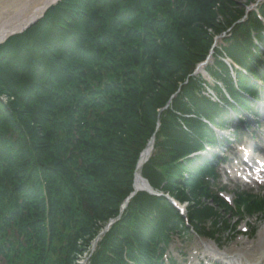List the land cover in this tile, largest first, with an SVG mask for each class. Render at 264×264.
<instances>
[{
	"label": "trees",
	"instance_id": "trees-1",
	"mask_svg": "<svg viewBox=\"0 0 264 264\" xmlns=\"http://www.w3.org/2000/svg\"><path fill=\"white\" fill-rule=\"evenodd\" d=\"M241 1L60 0L0 45V264H72L109 223L90 264H175L173 236L264 216L247 194L233 215L197 155L264 91V25ZM211 50L216 98L193 75ZM152 136L140 175L162 195L137 192L121 212Z\"/></svg>",
	"mask_w": 264,
	"mask_h": 264
},
{
	"label": "rangeland",
	"instance_id": "rangeland-1",
	"mask_svg": "<svg viewBox=\"0 0 264 264\" xmlns=\"http://www.w3.org/2000/svg\"><path fill=\"white\" fill-rule=\"evenodd\" d=\"M35 0H23L20 1V5H10L9 0H0V17H6L7 18H13L15 15L17 19L22 18L24 15L27 14L28 11L32 10L33 7L30 6L32 2ZM261 0L260 2H262ZM41 3L42 1L39 0L38 3ZM39 3V4H40ZM241 4L245 3V0H242L240 2ZM259 3V2H258ZM252 8H255V5L252 6ZM252 8L249 10H252ZM5 22H8L5 21ZM220 40H217V45H220ZM211 63V61H210ZM259 85V83H257ZM244 121H248L249 118L247 116L243 117ZM255 120V119H254ZM249 122V121H248ZM264 121H260V124L258 123V127L256 128L254 125H251L248 130H243L241 128L242 132V139L240 140L242 144H245L246 147H248L251 154L256 157L257 155H260L259 150L260 148H264ZM239 132V131H238ZM249 134L253 135V138L251 139L249 137ZM238 140V139H237ZM236 140V141H237ZM233 149H229L226 151V154L224 156H231L233 161L228 162V159H226L225 163L222 164L221 167L217 166L215 168V176L216 179L213 183L210 185L212 186L213 191H216L217 188L225 191L222 196L230 197L231 195L234 197V194L248 191L251 193H258L262 192L264 190V186L258 187V186H247L244 184H241L239 180L234 179L230 172L235 174L234 171H232L234 168H232L235 163L236 165H239L241 163V166L244 167L242 161L238 158L239 157V151L236 149V147H232ZM235 167V166H234ZM236 176V174H235ZM243 221L237 222L233 216H228L227 220L230 223V225L237 226L236 228V234L230 233L228 237H226V233L222 232L220 235L221 238L218 240V249L225 250V249H231L234 247H241L242 243H246L247 241H256L257 235H252L251 230L254 229L257 232L260 231L262 226L264 225V220L261 221L260 217H241ZM264 219V218H262ZM243 227H246L249 231L246 234V236L238 235L239 232L243 229ZM206 243L209 244L210 242L206 239L197 238L193 235H190L188 237H180V235L173 236L172 243L170 244L168 250V253L170 254V257L173 258L174 262L177 264H210L206 260H202V252L203 248H201V244ZM218 264V263H217Z\"/></svg>",
	"mask_w": 264,
	"mask_h": 264
},
{
	"label": "bare ground",
	"instance_id": "bare-ground-1",
	"mask_svg": "<svg viewBox=\"0 0 264 264\" xmlns=\"http://www.w3.org/2000/svg\"><path fill=\"white\" fill-rule=\"evenodd\" d=\"M22 0H9L10 5H20ZM39 0L32 2L30 6L33 7L32 10L28 11L26 15L22 18L17 19L14 15L13 18L0 17V39L3 38L7 33L17 30L23 25L32 15L38 13L43 9L48 2L55 0ZM24 3V0H23ZM17 8H21L17 7ZM8 22H5L7 21ZM150 147L141 155L138 168L135 174L134 188L139 190L145 188V183L141 181V175L139 173L140 167L145 162L150 154ZM242 156L247 159V168L239 174V178L244 182H262L264 181V157H257L251 160L250 156L243 152ZM257 163V164H256ZM262 164V168H260ZM201 248H203L202 259L208 261L210 264H264V225L260 229L257 235L256 241H250L248 243H243L241 247H234L231 249L220 250L212 244L202 243Z\"/></svg>",
	"mask_w": 264,
	"mask_h": 264
},
{
	"label": "water",
	"instance_id": "water-1",
	"mask_svg": "<svg viewBox=\"0 0 264 264\" xmlns=\"http://www.w3.org/2000/svg\"><path fill=\"white\" fill-rule=\"evenodd\" d=\"M57 1H59V0L48 2V4L43 9H41V11H39L38 13L32 15V17H30L25 23H23V25L21 27H19L17 30H15L13 32L7 33L3 38H1L0 39V44L4 43L9 37H11L13 35H16V34H19V33H22L24 30H26L28 27H30L32 24H34L39 18L42 17V15L44 14V12L46 10L51 5L55 4ZM152 142H153V138L151 139L149 145H151ZM141 181L145 183L144 184L145 188H141L139 190H135L134 189V193L130 197H132L137 191H145V192H147L149 194L154 195L152 189L148 186V184L142 178H141Z\"/></svg>",
	"mask_w": 264,
	"mask_h": 264
}]
</instances>
